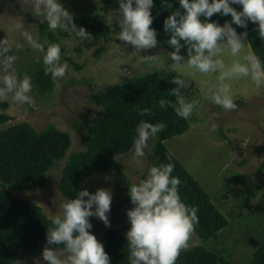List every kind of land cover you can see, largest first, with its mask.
Listing matches in <instances>:
<instances>
[{
    "label": "clouds",
    "instance_id": "1",
    "mask_svg": "<svg viewBox=\"0 0 264 264\" xmlns=\"http://www.w3.org/2000/svg\"><path fill=\"white\" fill-rule=\"evenodd\" d=\"M118 2V9L108 17L110 23L114 18L119 25L116 39L139 53L156 48L159 43L157 30L151 27L154 0ZM28 3L32 15L41 24L47 23L49 31L70 32L81 41L93 39L86 28L77 27L73 14L61 0H28ZM179 5L164 20V30L170 34L167 44L172 49L168 60L172 63H160L157 56L151 54L142 55L143 62L167 73H177L176 69L185 65L193 70V75L214 77L202 90L203 96L226 112L236 110L238 106L231 82L247 78L254 88L264 87V61L251 51L242 59L237 58L249 44L248 32L238 33L233 25L246 29L249 22L256 24L259 36L264 38V0H179ZM233 5H239L241 10ZM167 7L172 8V5ZM214 14L230 15L231 21L221 25L211 19ZM15 29L22 43L13 47L6 38L0 39V102L11 97L18 104L37 109L32 95V77L27 72L21 74L17 71L18 54L29 48L38 57V63L42 57L44 74L50 76L57 86L65 78L69 66L62 62L60 44L42 42L37 33L26 28L22 19ZM184 48L187 49V58L181 54ZM226 57L237 59L226 61ZM171 82L176 87L169 91V95L175 97V101L161 98L158 107L161 110L171 107L178 118L188 120L200 101L186 99L183 89L189 87V83L178 73ZM152 112V108L145 107L139 110V115L143 117ZM165 128L163 122L140 120L134 129L132 158H145L151 144ZM71 148L72 145L67 156L77 152H71ZM61 163L62 176L66 159L59 161L56 167ZM173 172L174 165L170 162L153 165L148 168L145 178L129 185V197L134 206L127 210L131 225L126 232L129 264H176L180 252L188 247L190 236L199 223L198 210L181 198V181L172 175ZM112 199L110 190L98 189L93 193L85 188L76 198L63 200L59 205L61 214L51 218L46 234V245L58 247L44 248L42 258L45 264H111L104 244L91 231L93 225L89 218L96 217L110 227Z\"/></svg>",
    "mask_w": 264,
    "mask_h": 264
},
{
    "label": "trees",
    "instance_id": "2",
    "mask_svg": "<svg viewBox=\"0 0 264 264\" xmlns=\"http://www.w3.org/2000/svg\"><path fill=\"white\" fill-rule=\"evenodd\" d=\"M98 1L102 8L109 6L116 11L119 7L118 0ZM61 3L65 7V3L62 1ZM168 4H171L172 8H168ZM179 7V0H154L152 9L154 21L151 27L157 30L159 42L157 47L165 48L169 52L172 51L167 44L170 34L164 30V20ZM233 7L241 10L239 5H233ZM73 16L76 25L83 26L93 36L91 41H83L86 45L100 41L108 44L113 35L120 31L117 24L113 23L112 26V23L98 17H79L76 14ZM211 19L222 25L226 21H231V16L214 14ZM40 27L42 35L48 37L49 43L58 42L61 37L70 35V32L49 31L47 23H40ZM233 27H236L238 33L248 32L249 43L254 54L264 61V38L259 36L257 25L249 22L246 29L236 25ZM61 47L64 50V46ZM181 54L187 55V49H182ZM97 55H100V51ZM146 70L115 82L107 88L92 89L89 101L93 107L89 106L87 118L80 120L79 123H72L73 129L78 130L82 136L81 142L84 148L70 156H67V153L72 145L71 132L60 130L52 124L38 130L28 121L11 123L12 116L4 112L8 103L0 104V180L2 183L0 186V264H16V258L21 253L35 252L40 243L46 245V234L48 227L51 226L52 217L48 216L41 205L16 195L14 191L45 187L49 181L48 172L62 159H66L67 162L59 183V191L64 198L74 199L78 192L85 188L90 192H96L86 186L84 181L97 173L110 172L120 176L119 181L125 184L123 190L126 191V195L117 204L131 203L129 185L134 182L125 173L119 157L132 152L134 129L142 119L153 123L163 122L166 125L153 144L149 161L152 166L172 163L174 165L172 175L177 176L181 181L179 186L181 198L186 204L198 210L199 223L194 231L203 244L182 250L176 264H237L232 260L231 249L218 246L220 232L230 224L228 216L214 201L213 194L206 191L200 181L165 143L169 139L187 133L197 120L202 119L201 116H198L199 119L196 116L200 103L188 120L178 118L171 107L167 110L159 109L158 102L161 98L175 101V97L169 95V91L176 87L171 81L177 73H167L159 68ZM28 73L41 94L54 91L55 83L50 76L44 74L43 63L34 70H28ZM179 77L189 83V87L183 89L186 99L196 98L201 102L199 88L195 81L182 74H179ZM145 107L152 108L153 112L151 115L142 117L139 115V110ZM261 167L264 169V161ZM235 175L232 179L235 181H240L244 177V174L240 172ZM7 186L10 189H6ZM260 186L261 184H258L257 188ZM257 192L258 190L251 188L250 185L242 187L240 193L243 197L239 205L243 209H250V213L245 214L244 217L252 216L254 206L251 201L257 196ZM89 219L93 225L91 231L97 237L100 227L92 217ZM260 222L261 225L255 224L254 221L253 228L256 230L255 234L261 237L256 243L251 242V245L255 244V246L246 252L242 259L243 264H264V233L262 231L264 225L263 221ZM99 241L104 244L111 264H129L127 259L129 251L124 233L116 228H109Z\"/></svg>",
    "mask_w": 264,
    "mask_h": 264
},
{
    "label": "rangeland",
    "instance_id": "3",
    "mask_svg": "<svg viewBox=\"0 0 264 264\" xmlns=\"http://www.w3.org/2000/svg\"><path fill=\"white\" fill-rule=\"evenodd\" d=\"M61 1L65 3V8L79 17H98L109 22L108 17L114 12L109 6L102 8L98 0ZM31 11L28 0H0V39L6 38L13 47L17 43H22L19 32L15 29V25L22 19L29 31L37 33L42 42L48 41V37L42 35L39 20ZM112 23L119 27L114 18ZM57 32L63 31L57 30ZM247 42L249 43L248 36ZM52 43L64 46V50L61 47L62 62H66L69 67L65 78L59 81L58 86L55 84L53 92L41 94L33 83L32 95L38 110L18 104L11 97L0 104L8 103L4 112L12 116L11 123L28 121L38 130L52 124L60 130L71 132V152L84 148L81 142L82 136L78 130L73 129L72 123H79L80 120L87 118L89 106L93 107L89 101L93 88L95 90L107 88L115 82L143 73L147 71L146 69H153L154 67L147 66L143 62L142 55H156L160 58L158 60L160 63H172L168 60L169 50L156 47L139 53L130 45L126 46L116 39V34L108 44L100 41L86 45L72 33L69 37H61L60 41ZM99 51L100 55H97ZM248 51L253 52L250 43L237 58L242 59ZM18 55L16 65L18 73H28V70H34L42 63V57L38 63V57L29 48H25ZM185 57L187 58V55ZM237 58L225 59L227 61ZM176 71L193 79L197 84L201 102L196 116H201L202 119L197 120L187 133L169 139L165 143L206 191L213 194L214 201L228 216L230 224L220 232L218 246L231 249L232 260L237 264H243L244 255L255 246V244L251 245V242L256 243L261 237L255 234L254 221L259 225H261L260 221H263L264 225V169L261 167L264 161V87L254 88L247 78L232 81L233 96L238 107L234 111L226 112L203 96L202 90L208 86V81L214 80V77L199 73L193 75V70L185 65H181ZM154 142L145 158L134 160L132 152L119 157L125 173L130 176L132 182L137 183L146 177L148 168L152 166L149 154ZM62 164L48 172L49 181L45 187L35 190H15L14 193L41 205L49 217L61 214L59 205L66 200L59 191ZM237 172L244 174L240 181L232 180ZM119 180L120 176L116 174L101 172L84 181V184L93 190L107 189L113 194L109 213L111 226L106 227L101 220L92 217L100 227L98 240L109 228H116L126 235L131 226L127 210L134 206L132 203L117 204L126 195V191L123 190L125 184ZM258 184H261L259 188H257ZM248 185L256 188L258 192L251 201L254 206L252 216L244 217L245 214L250 213V209L240 207L243 197L240 191L242 187ZM0 186H2L1 180ZM5 188L10 189L8 186ZM262 231L264 233V230ZM200 244H203L202 240L193 231L187 248ZM46 246L40 243L35 252L21 253L16 258V264H45L42 252Z\"/></svg>",
    "mask_w": 264,
    "mask_h": 264
}]
</instances>
